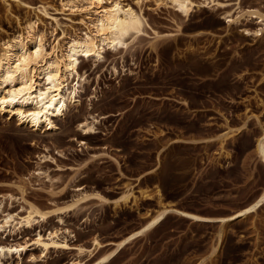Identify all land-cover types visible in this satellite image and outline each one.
<instances>
[{"label":"rangeland","instance_id":"rangeland-1","mask_svg":"<svg viewBox=\"0 0 264 264\" xmlns=\"http://www.w3.org/2000/svg\"><path fill=\"white\" fill-rule=\"evenodd\" d=\"M120 1L141 10L144 32L125 50L105 49L95 63L79 59L86 80L78 102L69 105L54 131H34L0 114L3 210L22 215L24 201L54 210L84 192H96L107 201L86 200L21 234H0L3 242L59 229L70 246L88 248L97 238L106 245L100 250L104 253L113 248L108 242L138 230L148 219L145 212L156 209L154 198H141L142 191L154 195L156 186L164 202L211 217L228 216L263 191L264 166L253 149L264 128V29L261 36L246 35L244 28H257L256 20L228 23V16L235 17L238 7L264 12V0H216L224 6L201 4L188 17L169 0ZM21 2L16 6L9 1L7 6L0 0V37L18 34L28 15L38 18L49 43L85 31L88 15L81 6L68 9L60 0ZM41 4L47 15L33 11ZM92 115L97 119L95 133L82 135L78 122ZM226 126L240 127V134L220 150L218 136ZM176 137L211 141L174 145L167 150L172 168L147 174L156 156L164 157L161 146ZM39 171L48 177H39ZM126 187L137 202L114 206ZM218 230V224L169 217L149 238L128 244L107 264H264V205L227 224L220 250L210 255ZM29 253L37 255V250ZM75 255L73 248L51 250L35 263L23 255L21 264H66Z\"/></svg>","mask_w":264,"mask_h":264},{"label":"bare ground","instance_id":"bare-ground-1","mask_svg":"<svg viewBox=\"0 0 264 264\" xmlns=\"http://www.w3.org/2000/svg\"><path fill=\"white\" fill-rule=\"evenodd\" d=\"M1 1L7 6L10 5L9 1L16 6L23 3L21 0ZM169 2L184 17L190 16L191 12L194 9H199L201 4L224 6L216 0H169ZM60 4L61 7L68 9L81 6L80 10L86 11L88 18L82 35L67 36L63 34L62 39H55V42L49 43L43 28L39 27L38 18L28 15L23 18V26L18 34L0 37V114L13 116L19 125H27L34 131H40L42 128L44 131H54L57 120L62 119L69 105L78 102V93L86 80V71L80 70V58L90 59L92 63H95L102 59L105 49L125 50L140 33L144 32L146 23L140 9L123 5L120 0H112L109 3L107 0H60ZM237 9L239 11L235 17L228 16V23H236L240 18L254 19L258 27L244 28V32L246 35L254 37L261 36L264 29V12L259 8L243 10L238 7ZM33 11L47 15L44 4L36 7ZM51 18L56 22V18ZM5 101L7 102L5 103ZM96 123L97 119L92 115L78 122L77 127L82 135H90L95 133ZM160 132V137H165V133ZM238 134H240V127L226 126V131L218 136L220 150H223L224 142L227 139H232ZM209 141H211L210 138L190 140L180 137L173 138L161 146L160 152L165 155L162 159L156 156L155 167L147 174H155L158 170L162 172L167 167L168 169L172 168L173 157L167 156V150L173 148L174 145ZM253 150L259 163L264 166V128L262 127L255 138ZM42 158L50 157L43 155ZM37 175L48 177L46 171H39ZM152 193L154 195L148 191H142L140 196L144 199L154 198L157 204L156 209L153 212H145L148 219L138 230L118 242H108V245L113 246L108 252L100 253V250L106 245L97 238L92 239L88 248L82 245L70 246L66 240L67 237L61 235L59 229H53L46 234H41L40 231L36 232L32 239H23L18 242L0 240V264H10L9 262L12 260L15 264H21L23 255L27 257L28 262L35 263L47 258L51 250L60 252L70 248L74 249L76 255L75 259L66 264H107L128 244L140 238H149L150 234L162 226L169 217H177L197 225L218 224L219 230L216 233L215 241L209 248V254L215 255L221 248L223 228L229 223L243 220L247 216L255 214L264 205L263 188V191L250 205L225 217H211L164 202L165 195L156 186ZM3 197L5 198V196ZM7 197L11 199L13 196L9 194ZM89 199H96L102 203L107 201L96 192L80 193L68 204L54 210H45L31 202L24 201L25 213L22 215L11 214L3 210L2 201H0V234H21V230L32 228L35 224L41 226L52 214H65L79 203ZM128 201L137 202V197L134 196L131 187H126L122 194L113 200V205L126 204ZM58 221L63 223L61 217H58ZM65 232L68 233L66 230ZM29 249L37 250V255L27 254Z\"/></svg>","mask_w":264,"mask_h":264},{"label":"snow or ice","instance_id":"snow-or-ice-1","mask_svg":"<svg viewBox=\"0 0 264 264\" xmlns=\"http://www.w3.org/2000/svg\"><path fill=\"white\" fill-rule=\"evenodd\" d=\"M7 101H5V103H6ZM14 102V101H13ZM50 107V106H49ZM51 126V125H50Z\"/></svg>","mask_w":264,"mask_h":264}]
</instances>
